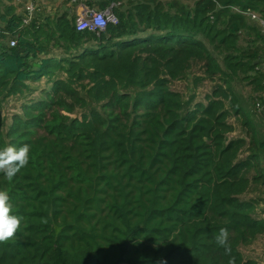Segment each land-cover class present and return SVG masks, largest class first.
Listing matches in <instances>:
<instances>
[{
  "label": "trees",
  "instance_id": "16d2710c",
  "mask_svg": "<svg viewBox=\"0 0 264 264\" xmlns=\"http://www.w3.org/2000/svg\"><path fill=\"white\" fill-rule=\"evenodd\" d=\"M111 1L118 24L100 37L77 31L66 13L22 27L20 10L0 7L5 31L18 37L9 48L0 36V149L31 148L11 182L0 174L12 214L23 217L0 244V264H107L109 245L91 225L109 199L119 222L110 247L122 251L115 263L259 264L241 249L264 234V220L259 201L242 197L251 183L264 187V37L242 12L264 19V0L101 8ZM186 78L187 99L171 88ZM44 79L50 88L33 99ZM204 79L215 85L195 102ZM250 89L258 96L245 99ZM14 101L21 113L9 120ZM232 119L240 132L229 139ZM220 228L230 255L215 242Z\"/></svg>",
  "mask_w": 264,
  "mask_h": 264
},
{
  "label": "rangeland",
  "instance_id": "374dc122",
  "mask_svg": "<svg viewBox=\"0 0 264 264\" xmlns=\"http://www.w3.org/2000/svg\"><path fill=\"white\" fill-rule=\"evenodd\" d=\"M191 2V1H189ZM13 0H3L2 4L0 5L1 9H3L5 6H12L13 9V14H16L19 12V8L15 5L12 4ZM59 10L57 9H50L49 6L47 5V1L44 0V2L40 6V11L38 13V17H54L56 14H59ZM69 17L74 18V22H76L77 17L75 14H70ZM250 23V22H248ZM251 26H255L254 24L250 23ZM5 26V23L0 21V27ZM264 60V58H263ZM195 73H197V76L202 77V72H199V67L193 68ZM192 72V73H193ZM191 81L190 78H186L180 81L172 82L171 83V88L174 91H178L183 94L184 98L187 99L189 98L192 93L194 92L191 90ZM215 84L209 80L204 79L196 88V99L195 102H198L205 98L206 94L210 93L213 90V86ZM34 86H37L40 88L34 95L33 99H39V93L41 92L42 89H49L50 86H47L46 80L44 79L41 83L39 84H34ZM249 94V95H248ZM258 94V93H257ZM254 90H247L246 91V96L245 99H247L249 96L253 98L258 96ZM22 102H25L22 100ZM259 103V101H257ZM258 110V109H257ZM254 111V107L252 108V119L257 120L258 118L261 117L258 111ZM246 112V111H245ZM5 115L9 118L13 114H20L21 113V105L18 102H10L8 106H6L4 110ZM65 113V112H63ZM66 114V113H65ZM72 116H78L80 117V112L73 114ZM232 124H235L236 129L238 128L237 132L231 134L228 136L229 139L235 138L239 135L240 128L238 125V122L234 119L230 121ZM247 149V147H246ZM264 153V152H263ZM247 156L248 151L244 152L241 154V156ZM263 159H264V154ZM264 171V169H263ZM254 174L250 173L248 174V177L251 178ZM244 200H255L259 201V205H257V211H256V218L263 219L264 220V187L260 185V183H251V186L248 188L247 192L243 195L242 197ZM113 204V200L109 199L106 200L103 204L102 207L99 209H96L94 212V216L92 218V227L95 228V231L97 233L103 234L106 238V241L104 239L99 238L100 242H103L105 245H109V252H104V256L107 257L105 258V261L107 264H128L126 260H122L119 263H115V261L119 258V254H122V251L119 250H112L111 249V243L110 240H116L115 232H114V226H119L118 220L115 218L114 215H110V209L111 205ZM71 220V219H70ZM242 252L244 254V257L246 259L252 258L256 259L259 264H264V234L257 236L255 239H253L252 242L248 243L245 247H243ZM139 254V253H138ZM140 255V254H139ZM137 255V256H139ZM103 256V257H104Z\"/></svg>",
  "mask_w": 264,
  "mask_h": 264
},
{
  "label": "built area",
  "instance_id": "2783aa9c",
  "mask_svg": "<svg viewBox=\"0 0 264 264\" xmlns=\"http://www.w3.org/2000/svg\"><path fill=\"white\" fill-rule=\"evenodd\" d=\"M42 0H13L21 11V26L27 27L38 18ZM71 5H80L82 10L78 12L76 20V29L79 32L88 31L95 36L100 37L108 28L109 25H117L118 17L115 14V9L119 7L120 3L111 1L104 9H94L87 7L88 0H68ZM237 10V9H236ZM239 11V10H237ZM248 20L257 26L264 37V19L256 12L244 11L242 12ZM5 34L10 37L9 40L1 41V43L9 48H13L18 43V37L10 35L5 31V26L0 27V36ZM261 68L264 69V62Z\"/></svg>",
  "mask_w": 264,
  "mask_h": 264
},
{
  "label": "clouds",
  "instance_id": "9594fccd",
  "mask_svg": "<svg viewBox=\"0 0 264 264\" xmlns=\"http://www.w3.org/2000/svg\"><path fill=\"white\" fill-rule=\"evenodd\" d=\"M30 145L23 144L20 147L8 145L0 149V174L6 180L12 181L21 169L26 168L30 162ZM13 206L10 203L9 193L0 190V244H6L15 238L21 227L23 217L14 215ZM216 244L223 248L225 254H231L229 243V231L227 228H220L215 236ZM229 264H235V258H230Z\"/></svg>",
  "mask_w": 264,
  "mask_h": 264
},
{
  "label": "crops",
  "instance_id": "0c3cea01",
  "mask_svg": "<svg viewBox=\"0 0 264 264\" xmlns=\"http://www.w3.org/2000/svg\"><path fill=\"white\" fill-rule=\"evenodd\" d=\"M46 1H47V5L49 6V8L51 10L53 8L56 9V10L58 9L59 13H66L68 15L73 13V14L76 15L78 12H80L82 10V6H80V5H71L68 0H46ZM41 2L43 3L44 0H42ZM105 3H106V0H88L86 5L89 8L102 9L101 7ZM12 4L17 6L14 2ZM76 17H77V15H76ZM257 109H258V112L263 113V106H261L260 104H258Z\"/></svg>",
  "mask_w": 264,
  "mask_h": 264
}]
</instances>
